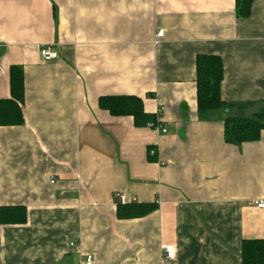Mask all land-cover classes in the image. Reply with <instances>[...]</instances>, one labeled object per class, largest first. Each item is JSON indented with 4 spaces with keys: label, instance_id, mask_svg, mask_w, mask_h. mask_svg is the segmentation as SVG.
Returning a JSON list of instances; mask_svg holds the SVG:
<instances>
[{
    "label": "crops",
    "instance_id": "0c3cea01",
    "mask_svg": "<svg viewBox=\"0 0 264 264\" xmlns=\"http://www.w3.org/2000/svg\"><path fill=\"white\" fill-rule=\"evenodd\" d=\"M237 1L0 0V99L13 66L25 78V124L0 128V208L27 211L0 224V264H242L243 241L264 239L248 206L264 200V131L234 146L224 123L264 115V0L246 19ZM204 55L223 61L225 107L200 116ZM124 95L161 128L100 109ZM120 195L157 208L120 219Z\"/></svg>",
    "mask_w": 264,
    "mask_h": 264
},
{
    "label": "trees",
    "instance_id": "16d2710c",
    "mask_svg": "<svg viewBox=\"0 0 264 264\" xmlns=\"http://www.w3.org/2000/svg\"><path fill=\"white\" fill-rule=\"evenodd\" d=\"M255 0H238L237 15L239 18L250 17ZM197 72V105L200 116L222 110V82L224 64L220 56L204 55L196 59ZM11 98L0 99V128L17 127L25 124V78L21 68L10 69ZM100 109L109 112L113 117H131L137 128L161 125L157 116L145 110L144 100L138 96H105L99 99ZM225 141L234 146L258 142L264 131V121L256 118L230 117L224 123ZM154 158L155 156H149ZM157 208L152 204H120V219H138L153 213ZM27 211L22 206L1 207L0 224L6 226L25 225ZM242 264H264V239L244 240L241 250Z\"/></svg>",
    "mask_w": 264,
    "mask_h": 264
},
{
    "label": "built area",
    "instance_id": "2783aa9c",
    "mask_svg": "<svg viewBox=\"0 0 264 264\" xmlns=\"http://www.w3.org/2000/svg\"><path fill=\"white\" fill-rule=\"evenodd\" d=\"M164 36H165V31L160 30L157 35V40L154 41V44L158 46L160 44V39L163 38ZM40 56L43 62H52V61L57 60L59 57L58 53L55 51L54 47L51 45L42 46L40 48ZM158 126H159L158 128H161L160 125ZM162 132L166 133L167 131L163 128ZM154 154H155L154 151H152L151 155L154 156ZM54 183H55V180H52V184ZM118 197L120 199L121 204L123 205L136 202L135 199L127 200L124 195H120ZM248 206L256 207L259 210H264V200L250 202ZM163 255H164V258H166L167 260H174L176 258V250L172 246H164ZM89 260H91V258H89Z\"/></svg>",
    "mask_w": 264,
    "mask_h": 264
},
{
    "label": "rangeland",
    "instance_id": "374dc122",
    "mask_svg": "<svg viewBox=\"0 0 264 264\" xmlns=\"http://www.w3.org/2000/svg\"><path fill=\"white\" fill-rule=\"evenodd\" d=\"M262 118V120L264 121V115L260 116Z\"/></svg>",
    "mask_w": 264,
    "mask_h": 264
}]
</instances>
